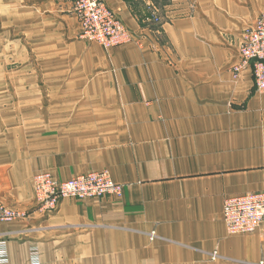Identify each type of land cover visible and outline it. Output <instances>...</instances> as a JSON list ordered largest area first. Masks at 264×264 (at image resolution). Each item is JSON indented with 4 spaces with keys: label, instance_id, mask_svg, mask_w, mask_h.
<instances>
[{
    "label": "crops",
    "instance_id": "crops-1",
    "mask_svg": "<svg viewBox=\"0 0 264 264\" xmlns=\"http://www.w3.org/2000/svg\"><path fill=\"white\" fill-rule=\"evenodd\" d=\"M105 2L134 37L111 51L80 37L71 0H8L43 74L37 94L8 73L0 109V202L27 213L0 222L9 264L264 262V223L233 235L223 219L226 198L264 191V92L251 67L232 72L264 0ZM37 102L41 127L78 140L58 176L107 168L121 197L37 206L31 147L15 146Z\"/></svg>",
    "mask_w": 264,
    "mask_h": 264
},
{
    "label": "built area",
    "instance_id": "built-area-1",
    "mask_svg": "<svg viewBox=\"0 0 264 264\" xmlns=\"http://www.w3.org/2000/svg\"><path fill=\"white\" fill-rule=\"evenodd\" d=\"M71 1L72 12L79 21L84 39L107 48L130 40V33L103 0ZM239 52V59L232 66L234 76H239L251 67L257 90L264 92V12L254 25L244 30ZM40 180L44 184L40 190L42 205L47 209L55 208L63 198L85 199L105 195L121 196L123 193V185L113 181L106 171L87 173L63 182L44 174ZM19 216V213L0 206V222ZM223 219L229 234L255 232L264 223V191L228 197L223 206ZM37 254V248L33 247V257L37 258ZM0 264H9L6 243L2 240Z\"/></svg>",
    "mask_w": 264,
    "mask_h": 264
},
{
    "label": "rangeland",
    "instance_id": "rangeland-1",
    "mask_svg": "<svg viewBox=\"0 0 264 264\" xmlns=\"http://www.w3.org/2000/svg\"><path fill=\"white\" fill-rule=\"evenodd\" d=\"M103 1L105 2V0H103ZM106 5L109 7V5L107 3H106ZM16 7H18V6H16ZM72 7H73V4H72ZM9 8H10V4H8V0L7 1L1 0V2H0V67H1L0 68V109L1 110L3 108H7V106H6L7 104L11 105L12 108L14 109L13 96L7 95V94H10V92H11L10 91L11 89L9 88L10 84H9L8 80L6 79L8 73H10V75L12 74L13 77L16 78V80H19L20 84H21V80H24V78H26V79L29 78L30 80H33L30 91H32V92L35 91L37 94L39 93V82L41 79V75L43 76V74H41V70L39 69L40 63H39V59H38V54H33V53H29V52L25 51V46H24L25 38H24V34H23V30H24L23 20L18 19V20H15L14 22H12V21L9 22V21L4 19V17L7 16ZM114 14L118 18V20L121 22V24L130 33L131 38L128 42H125L123 44H120V45H117V46H114L111 48H107V47H104L103 45H101L97 42L88 41V40L84 39L82 37V30L80 31V37L89 43H95L96 45L104 48L107 51H111V50L117 49L121 46L132 43L134 41V37H133L131 31L124 25L122 20L117 16V14L115 12H114ZM260 15H259V17H260ZM152 16H155V15L152 13ZM255 22H254V24H255ZM78 23H79V21H78ZM254 24L246 25L243 28L242 34L246 28H249L250 26H252ZM79 26H80V24H79ZM80 29H81V26H80ZM26 49L29 50L28 48H26ZM239 54H240V52H239ZM239 54H238V59H239ZM238 59H237V61H238ZM8 61H9V63H8ZM24 65L27 68H24L25 67ZM3 66H7V68L3 69L2 68ZM22 88H24V87L21 86V88H20V85L18 87L16 86L15 88H13V92L17 91L19 93H22L23 92ZM27 90H28V86L26 87V91ZM19 98H21V97H19ZM15 109H16V107H15ZM40 118L41 117L39 115V104L37 102V104L35 103V106H33V108H32L31 132L25 131L24 127H23L21 129L24 130L25 132L24 131H17L15 134L16 135V139H15L16 145L15 146L17 148L16 150L20 149V147H22V150H23L24 146H26V147L30 146L31 147L30 152H31L32 160L34 162L33 164H35V168L37 169L36 171L33 172V175H32V192H33L34 201L40 209L55 210L57 207L56 206L55 208L47 209L42 205L40 190H41V188H43L44 184L40 180V176H42L44 174L48 175L49 177H51L55 181L63 182V181L75 178L77 176L87 174V173L106 171L109 173L110 177L113 179L110 170L107 168L100 169V170H91L88 172H84V173L75 175V176L68 178V179H61L58 176V174H60V170L68 169L69 167H71V164L69 162H71V160L76 156V154L79 153L77 151V149H74L71 147L73 144L78 143V140H76V136L72 133L57 131L56 129L55 130L52 128L50 129V127H48V129H46L45 127H41L40 120H39ZM21 124H23V123L17 122L16 127L18 128L19 125H21ZM53 127L55 128V126H53ZM42 162H43V164H41ZM66 163H68V164H66ZM113 181H115V180L113 179ZM117 183H119V182H117ZM119 184H121V183H119ZM105 196H113L115 198H119L122 195L121 196L105 195ZM101 197H103V196H101ZM68 198H74V197H68ZM92 198H94V197H92ZM63 199H65V198H63ZM63 199H61V200H63ZM76 199H78V198H76ZM85 199H88V198H85ZM59 202H58V204H59ZM0 206H4V207L20 214V216L15 218V219L5 220V221H1V222H10V221H14V220L23 219L27 215V213L24 210L17 209L14 207H10V206H8L4 203H1V202H0ZM151 235L153 236V233Z\"/></svg>",
    "mask_w": 264,
    "mask_h": 264
}]
</instances>
